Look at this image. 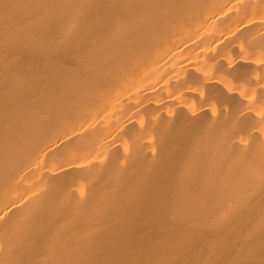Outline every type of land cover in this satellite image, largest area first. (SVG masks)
Instances as JSON below:
<instances>
[{
  "label": "bare ground",
  "instance_id": "1",
  "mask_svg": "<svg viewBox=\"0 0 264 264\" xmlns=\"http://www.w3.org/2000/svg\"><path fill=\"white\" fill-rule=\"evenodd\" d=\"M0 264H264V0H0Z\"/></svg>",
  "mask_w": 264,
  "mask_h": 264
}]
</instances>
